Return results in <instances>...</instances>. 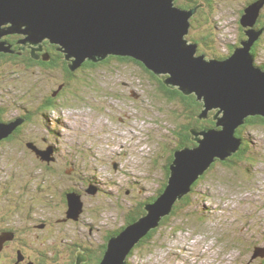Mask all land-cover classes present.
Returning a JSON list of instances; mask_svg holds the SVG:
<instances>
[{"label":"rangeland","instance_id":"374dc122","mask_svg":"<svg viewBox=\"0 0 264 264\" xmlns=\"http://www.w3.org/2000/svg\"><path fill=\"white\" fill-rule=\"evenodd\" d=\"M246 5L247 0H211L210 6L204 2V13L211 17L202 27L194 20L187 37L201 42L202 32L214 37L217 45L197 42L198 52L206 58L218 56L214 49L227 54L243 34L240 20ZM262 35L256 54L252 51L255 64L261 66L264 32ZM94 69L87 73L90 86L79 93L80 101L71 97L62 107L66 110L51 112L64 113L55 118V131L40 128L44 120L36 116L35 129L27 128L13 142L0 146V185H6L13 198L29 195L53 204L62 200L68 188L83 192L84 213L77 218L67 216L65 223L57 221L65 214V207L44 210L36 202L35 209H29L33 217L40 218L43 212L54 220L53 229L37 233L41 240L51 238L47 245L57 243L62 254L76 242L100 243L108 230L128 224L127 217L133 215L131 209L139 201L157 194L163 165L171 151L181 148L179 132L188 121L181 99L171 100L162 91L158 79L164 76L138 61L113 57ZM27 80L22 74L11 76L7 91H3L6 98L14 104L29 100L23 89ZM81 109L87 113L77 111ZM218 109H211L209 116L214 119ZM13 113L17 111L12 107V113L9 110L4 116L10 118ZM45 135L58 146L59 161L50 168L21 144L22 138L40 142ZM242 136L247 142L243 158L232 164L217 159L190 191L187 203L177 209L180 213L158 226L142 252L129 257L132 264H264L261 253L254 257L257 250H264V123L246 126ZM71 161L81 166L75 171H83L85 180L70 177ZM90 177L103 192H86L92 188L87 184ZM33 236L37 238L36 233Z\"/></svg>","mask_w":264,"mask_h":264},{"label":"water","instance_id":"95a60500","mask_svg":"<svg viewBox=\"0 0 264 264\" xmlns=\"http://www.w3.org/2000/svg\"><path fill=\"white\" fill-rule=\"evenodd\" d=\"M263 5L264 0H257L245 7L240 23L247 27L248 38L229 57L206 58L198 52L199 44L187 37L196 8H182L176 0H0V52H14L4 37L21 34L20 42L28 43L34 54L45 40L58 44L72 59V67L110 55L133 57L163 75L168 86L194 93L204 106L200 118L219 108L215 127L192 129L198 144L175 150L165 190L146 204V213L110 238L100 264H126L133 247L172 213L176 201L191 191L200 175L217 159L225 160L240 149L237 129L247 117L264 118V69L255 64L252 52L263 33L254 27ZM20 123L0 121V140ZM31 147L44 161L55 158L52 148ZM88 192L94 194L95 187ZM67 201L68 217L77 218L83 212L81 195L70 191ZM263 251L257 250L254 257L259 253L264 257Z\"/></svg>","mask_w":264,"mask_h":264},{"label":"flooded vegetation","instance_id":"af4514ba","mask_svg":"<svg viewBox=\"0 0 264 264\" xmlns=\"http://www.w3.org/2000/svg\"><path fill=\"white\" fill-rule=\"evenodd\" d=\"M241 28L245 33V28ZM20 36H22V38L24 37V35L21 34H11L10 36L4 37L5 40H8L12 44V49L14 50V52L6 53H13V55H15L14 53H18L16 55L22 57L25 54L28 55L29 52V56L37 60V62H35L36 64H34L32 67L31 62H22L21 64L16 62L15 64L18 63L21 67H23V69H25L23 72L25 77L28 78L29 76L31 80H33V78L36 79V90L32 94L27 93V97H32L33 95L34 98L35 96L38 98H36V103L30 102L27 98V101L24 100L21 103L13 104L12 99L6 98L7 93L3 92L6 90V88H4L1 90L2 92L0 91V121L4 123H10L16 120H21V123L14 130L19 129L20 127L25 129L29 128L30 130L35 129V117L40 116L44 120H41L40 128L47 132L55 131L58 124L55 118L62 116L64 113L52 114L51 112L55 110H66V108L62 107L66 106V104L70 102L71 97L80 101L79 93L87 90L90 86V84H88L89 80L87 81V74L84 73L88 71V66L90 67V65L85 63L77 69L78 66L72 67L73 62H69L68 65L70 66L71 70L69 72H65L60 66L53 65L55 63L49 62L50 60L54 59L55 55L62 53L58 44L52 43L49 40H45L42 42L41 50H36L34 54L32 47L28 43L25 44L20 42L21 39L17 38ZM13 40L20 43V51L13 48ZM46 81L47 83L45 85ZM26 84V87H29L33 83L29 85V81L27 80ZM24 88L25 86H23V89ZM36 91L38 92L37 94L35 93ZM7 100L10 101L12 106L6 104L9 103ZM63 100L64 102L61 103ZM60 106L61 108H59ZM12 107L15 108L17 113H13L10 115V118H6L4 115L9 110L12 113ZM77 111H83L87 113L85 109ZM12 134L14 135L15 131H13L11 135ZM5 142L6 139L1 140L0 146H5ZM31 144L34 145L36 149H53V156H55V158L50 162L45 161V167L50 168L52 164L59 161L55 154L58 146L53 143L49 135L42 137L40 142L37 140L29 141L28 148L33 150ZM76 163L77 162H71L72 168L70 172H68L70 177H74L75 180H85V176L82 174L83 171H80L79 173L75 171L77 167H81ZM87 184L96 188V192L94 194L100 192L98 186L91 184L90 180ZM88 190L89 188L86 189V192H88ZM70 191H76L81 195V197H83V192L81 189L68 188L65 191L64 196H62V200L51 204L48 202L41 203L38 198L34 199V197H29V195L17 196L16 198H13V195H10V191L7 190V186L0 185V264H100L101 260L103 259L102 258L100 260V258L103 252L107 251L110 238L119 234L126 225H123L118 230H108L106 236H104V238L100 240V243L96 245L93 242L89 243L87 241L76 242L72 247L71 245H68L66 254H62V251L57 250V243L53 242L49 243L48 245L45 243L50 241L51 238H45L46 240H41L40 234L37 233L41 230H46L48 227L50 230L53 229L55 226L54 220L47 218L43 212L40 218L33 217V213L29 209H35L34 206L36 202H38V204L41 206L40 208L44 210H49L52 206L65 207L68 209L67 193ZM23 193L24 195L27 194L25 189H23ZM83 202L85 201L83 200ZM20 205L22 206L20 207ZM84 207L85 206L83 205V210H85ZM57 221L60 222L58 219ZM35 233L37 238L34 239L33 235ZM135 252L136 251L134 249L130 252L129 256H127L128 261H126V264H131L129 257H131Z\"/></svg>","mask_w":264,"mask_h":264},{"label":"trees","instance_id":"16d2710c","mask_svg":"<svg viewBox=\"0 0 264 264\" xmlns=\"http://www.w3.org/2000/svg\"><path fill=\"white\" fill-rule=\"evenodd\" d=\"M256 1L257 0H247V5L244 6V9H242V15L245 13V7H247L248 5H250L251 3H254ZM204 2L208 6H210V4H211V0H176V4L181 6L182 8H185V9L194 8V7L196 8V12L194 13V15L190 19L191 28H194V20H196V19H197V21H199L200 27H202V25L204 26L205 23L210 19L211 14L208 15V14H206L207 12L204 13L205 12L204 11L205 6L201 5ZM197 15H198V17H197ZM254 27H255V29H258V30L263 29V32H264V5L261 8V13H260L259 17L257 18V21H256ZM199 33H200L199 39H201L205 43V45L206 44H212L213 45L215 43V38L214 37H211V36L206 35V34H201L202 32H199ZM247 37H248V35L246 34V32L245 33L243 32V34L240 36V38L235 43V45L231 46L229 48L228 53L225 54V55L223 53H220V52L218 53V51H215V49H214V53H216L218 55V56L216 55L217 58L229 57L235 51V48L239 47L241 45L240 41L247 39ZM262 37H263V35L261 33L260 36L258 37V39L255 41L253 47H252V51L255 54H256L255 47H256L257 44L261 43V38ZM17 38L18 39H22V36L17 37ZM193 38L194 37H192L191 40H193ZM194 40H196L200 44L202 42V41L201 42L198 41L196 37H195ZM209 40H212V43H208ZM12 42L14 44L13 48L19 50L20 49L19 48L20 47V43H18L17 41H14V40ZM214 45H217V44H214ZM14 54L15 55H13V53L0 52V91L3 90L8 84H10L9 80L11 79V76L18 75V74H22L23 75V72H24L25 69H23V67H21L18 63L21 64L22 62L23 63H30L31 62V67H32L34 64H36L35 62H37L36 59H34L31 56H29L30 55L29 52H28V55L25 54L22 57H20L19 55H16L18 53H14ZM113 57L118 58L119 60H129V59H131V60L138 61V60L134 59L133 57H129V56L110 55L108 58H106V59H104L102 61H99V62H93L91 60H85L80 65H78L77 69L80 68L83 64L87 63L88 65H90V67L88 66V71L84 72V73H86V74L90 73L89 71L94 72V71H96L94 69V68H96V66L102 65L103 63L107 62L108 60H110ZM16 62H18V63L15 64ZM40 62H43V61H40ZM49 62L50 63L51 62L55 63L53 65L60 66L65 72L66 71L69 72L71 70V68L68 65V63L72 62V59L68 60L63 52L59 53L58 55H55L54 59L50 60ZM139 63H141V62H139ZM262 65H263L262 67L264 68V64H262ZM158 80H159L160 87H161L162 91L165 94H167L168 97L171 100L181 99V101H182V103H183V105L185 107L184 108L185 109V113L184 114H185L186 118L188 119V121L186 123H183L182 126H181L182 129L179 132V135L181 136V141H180V144L178 145V147L183 148L184 146H190V147L195 146V139H194L195 135L193 134V131H192L193 127L197 128V129H202V128L206 129V128H210V127H215L216 126V122H217L216 119H213L210 116L207 119H203V120L200 119L199 114L202 112L204 106H203V102L200 101L194 93L190 94V95H187V94L183 93L181 90H179L177 87L168 86L167 84L164 83L163 79H158ZM28 81H29V85H31V83H33V84L31 86H29V87H26V85H24L25 86V88H24L25 91L24 92H26V95H27V93L28 94H32L36 90V83H35V82H37L36 79L33 78V80H31L29 78V76H28ZM33 99H36V98L33 97V95H32V97H29V101L30 102H32ZM7 101L10 103L9 100H7ZM9 103H6V104L11 105V103L10 104ZM259 123H264V118L262 116L256 115V116L247 117L246 122L244 124H242L239 129H237V134H238L239 137L242 138V141H243L240 149L236 153H234V155L231 158L229 157L228 159L222 160V161H224L226 164H232V163H236L237 159L243 158V156L246 154L247 142L244 139V136H242V129H244L246 126L256 125V124H259ZM24 130H25V128H23V127H20L19 129L14 130L15 131L14 135L13 134L12 135L9 134L5 138H3V139H6V142L4 144H7L8 142H13L14 138H16V136L20 137V134H22ZM29 141H31L30 138H22L21 144L22 145L23 144L26 145V147L28 148L29 147V145H28ZM55 154H56V156H58L57 150H56ZM174 155H175V151L174 152L171 151L170 155L168 157V160L163 165L164 166V175H163V177L161 179L162 181L160 183L159 188H157V190H158L157 194L155 193V194L151 195L148 198H144L143 199L144 202L143 201H139V204L137 205V207L135 209H131L132 211H134V213H133V215H130L129 217H127V219H128L127 223L128 224L134 222L141 215L146 213V210H145L146 204L154 202L158 198V196L161 193H163V191L165 190V188H166V186L168 184V179H169V176H170V165H171V163H172V161L174 159ZM71 162L73 163L74 161H71ZM214 164H215V162L211 165V167L208 170L205 171V173L207 171H209L214 166ZM203 175H204V173L202 175H200V177L193 183L191 190L194 189V187L197 185V183L203 177ZM89 180L91 181L92 184L94 183V185H96L95 178L93 179V178L90 177ZM101 190L99 188V191L103 192ZM189 197H190V192L188 194L184 195L181 199H178L176 201L175 205H174V209H173L172 213L167 215V216H164L162 218L161 222H160V225L163 224L165 221H167L171 216L176 215L177 211H178L177 209L179 207H183L184 203H187V200L189 199ZM64 199H65V197H64ZM62 208H64V207H62ZM66 210L68 211L67 208H66ZM67 211H65V214L64 213L62 214L61 219H58L60 221V223H65V221L67 220V218H68L67 217L68 216ZM157 228L158 227L152 229L147 235H145L133 247V249L135 251L142 252L141 248L143 249L144 247H146V245L152 239V235H153L154 232H156ZM59 249H57V250L61 251ZM105 252L106 251L103 252L100 260L104 257ZM127 258H126V261H128ZM100 260H99V262H100ZM131 264H132V262H131Z\"/></svg>","mask_w":264,"mask_h":264},{"label":"bare ground","instance_id":"6f19581e","mask_svg":"<svg viewBox=\"0 0 264 264\" xmlns=\"http://www.w3.org/2000/svg\"><path fill=\"white\" fill-rule=\"evenodd\" d=\"M260 67H262L261 65H259ZM263 68V67H262ZM264 69V68H263ZM74 125V124H73ZM234 155V153L233 154H231L230 156H228L227 157V159L229 158V157H231V156H233ZM226 160V159H225ZM206 178V177H205ZM99 213V212H98ZM101 214V213H100ZM205 255V254H204ZM200 256V255H199ZM206 256V255H205ZM205 258V257H204Z\"/></svg>","mask_w":264,"mask_h":264}]
</instances>
